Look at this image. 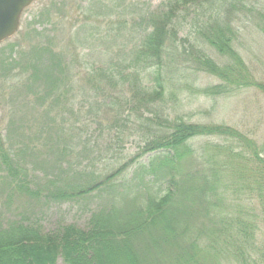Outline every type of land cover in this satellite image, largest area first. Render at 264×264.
I'll use <instances>...</instances> for the list:
<instances>
[{
	"label": "trees",
	"instance_id": "1",
	"mask_svg": "<svg viewBox=\"0 0 264 264\" xmlns=\"http://www.w3.org/2000/svg\"><path fill=\"white\" fill-rule=\"evenodd\" d=\"M198 1L208 4V13L198 23L193 42L178 37L176 21L181 8L194 0H167L159 11L138 6L131 12L137 39L128 51L125 48L128 53L114 66L111 63V69L89 70L88 89L102 81L106 87H120L127 71L151 79V87L138 90L139 101L156 115L155 129L140 155H154L147 165L137 167L135 176L142 182L134 193L115 196L114 181L123 169L101 181L94 178L95 170L89 176L84 171L93 179L89 185L67 177L38 186L25 168L29 149L11 144L10 136H0V170L7 174L2 186L9 193L8 202L24 200L38 209L42 202L65 203L95 192H107L113 200L92 214L86 229L67 225L44 233L40 226L23 221H0V264H57L59 259L64 264H264V143L229 126L159 116L164 113L159 104L171 83L168 77L175 71H170L174 52L194 75L218 81L199 89L207 98L249 89L264 93V82L255 78L234 45L239 14H256L264 32V12L255 7L257 0ZM125 26L121 22L118 31ZM207 48L221 61H215ZM12 53L13 49L8 54ZM8 54H0V78L10 79L19 67L15 78L25 98L32 95L43 103L52 99L54 106L62 98L70 99L71 89L65 86L72 69L62 54L49 47L23 51L20 63L10 61ZM49 117L44 110L37 122ZM9 127L17 129L13 121ZM43 128L54 134L59 129L57 141L67 136L63 128L37 124L39 131ZM202 139L212 142L198 146Z\"/></svg>",
	"mask_w": 264,
	"mask_h": 264
},
{
	"label": "rangeland",
	"instance_id": "2",
	"mask_svg": "<svg viewBox=\"0 0 264 264\" xmlns=\"http://www.w3.org/2000/svg\"><path fill=\"white\" fill-rule=\"evenodd\" d=\"M166 1L37 0L23 12L18 33L0 45V54H8L13 49L14 53L6 57L20 63L23 51L49 47L56 54H62L72 69L69 73L72 83L65 86L71 89L70 99L62 98L56 106L52 99L43 103L32 95L25 98L20 81L15 78L19 67L14 68L10 79L0 78V136H10L11 144L29 149L24 159L32 183L42 186L47 180L68 177L69 182L74 179L89 185L93 179L87 178L84 171L87 174L95 170L94 178L101 177V181L123 169L114 181L115 196L132 194L140 186L142 178L135 176V171L139 165H147L154 155L140 154L151 130L155 129L156 115L139 101L138 90L151 87V79L145 74L134 77L127 71L120 87H106L102 81L95 89H88V73L111 69V63L117 64L134 45L137 36L131 28L135 18L132 10L139 6L159 11ZM257 3H254L257 10L264 12V0ZM207 10L208 4L198 0L181 8L176 21L178 37L193 42L196 27L206 20ZM256 16L239 14L235 24L239 32L234 45L255 78L264 82V32L258 27ZM121 22L126 26L118 31ZM179 52L182 53L181 47ZM207 52L215 61H221L213 50L207 48ZM183 59L174 52L170 71H175L168 77L171 83L167 82L168 92L159 104L164 113L160 112L159 116L182 119L190 124L229 126L264 143V93L249 89L231 96L207 98L199 89L216 85L218 81L208 75H194L189 65L184 66ZM44 110L50 117L38 123ZM91 120H97L99 125ZM11 121L17 129L9 127ZM37 124L63 128L67 136L57 141L59 129L55 134L45 128L39 131ZM207 142L212 141L202 139L197 145ZM136 160L133 166L131 162ZM5 178L7 174L0 170V221H23L40 226L44 233L67 225L86 229L92 214L113 201L107 192H95L75 201L42 202L38 209L29 208L24 200L8 202L9 193L2 186ZM57 264L64 262L59 259Z\"/></svg>",
	"mask_w": 264,
	"mask_h": 264
},
{
	"label": "water",
	"instance_id": "3",
	"mask_svg": "<svg viewBox=\"0 0 264 264\" xmlns=\"http://www.w3.org/2000/svg\"><path fill=\"white\" fill-rule=\"evenodd\" d=\"M36 0H0V44L19 30L22 13Z\"/></svg>",
	"mask_w": 264,
	"mask_h": 264
}]
</instances>
